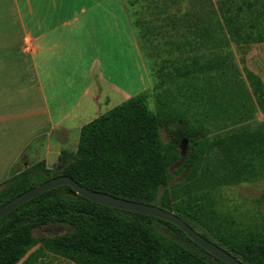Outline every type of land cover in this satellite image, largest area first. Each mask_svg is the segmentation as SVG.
Listing matches in <instances>:
<instances>
[{
    "label": "trees",
    "instance_id": "obj_1",
    "mask_svg": "<svg viewBox=\"0 0 264 264\" xmlns=\"http://www.w3.org/2000/svg\"><path fill=\"white\" fill-rule=\"evenodd\" d=\"M183 1L191 3L189 10L170 22L182 37L176 48L180 54L199 48L208 53L176 59L169 76L186 103L200 105L204 117L229 119L234 128L209 138L204 121L194 115L189 120L179 107L160 100L159 111H152L146 89L84 124L75 153L60 152L57 171L44 160L20 170L16 164L0 183V205L53 176L68 175L89 189L172 211L242 263L264 264V216L234 218L215 199L220 186L264 178V123H243L255 111L250 102L264 113V83L245 69L247 89L224 52L231 43H264V0H162L165 6ZM161 126L168 129L167 142ZM50 224L68 230L34 236ZM46 253L74 264H226L173 223L95 203L68 185L46 190L0 218V264H35Z\"/></svg>",
    "mask_w": 264,
    "mask_h": 264
},
{
    "label": "crops",
    "instance_id": "obj_2",
    "mask_svg": "<svg viewBox=\"0 0 264 264\" xmlns=\"http://www.w3.org/2000/svg\"><path fill=\"white\" fill-rule=\"evenodd\" d=\"M7 1L20 51L0 55V183L151 84L125 0Z\"/></svg>",
    "mask_w": 264,
    "mask_h": 264
},
{
    "label": "rangeland",
    "instance_id": "obj_3",
    "mask_svg": "<svg viewBox=\"0 0 264 264\" xmlns=\"http://www.w3.org/2000/svg\"><path fill=\"white\" fill-rule=\"evenodd\" d=\"M125 1L127 2V0ZM126 4V11L130 15L134 26L138 22L135 27L142 55L141 58L151 76V84L148 88L149 108L154 112H158L161 100L164 104L166 103L172 107H179L184 110L190 115L189 120H192L191 115L197 116L199 121H204V129L209 138H213L216 135H223L232 130L234 127L230 124L229 119L219 120L209 113L204 117L203 113H200L202 110L200 105L191 106L186 103L185 95L180 96L178 93L180 90L176 88V81L169 76L170 72L174 71V66L179 64V62L174 63L176 59L192 54L200 56L203 53H208V50L199 48L180 54L176 48L177 43L182 37L174 31L170 22L171 19L181 16L185 10H189L191 3L189 1H183L176 6H169L168 3L165 6L162 0H128ZM16 10L13 2L9 3L7 1V3L3 4L2 0H0V55H5V53H18L20 51L18 36L19 20ZM224 52L227 53L228 59H231L233 65L238 69L240 78L245 81L244 70L247 69L257 74L264 83V43H256L246 47L235 46L231 43L224 49ZM245 85L248 89L246 81ZM145 90H140V92ZM159 94L162 95L158 98ZM180 102H183V105ZM251 104L252 102L248 104L249 108L255 111L243 123L251 126L258 122L264 123V113H261L258 108ZM160 136L163 142L169 140L168 129L165 126L160 127ZM78 137L75 130H73L69 134L68 141L65 142L67 145L63 146L62 149L69 154H74ZM180 148L182 149L183 146L181 145ZM52 150L55 151L56 148L54 147ZM56 159L55 152H51L48 156L49 168L55 169L59 167V161ZM35 162L37 161L30 159V156H27V158L22 156L16 168L22 169ZM177 166L178 164L173 165L171 172ZM182 178L183 174L174 175L171 184L178 183ZM215 194L217 201L216 207L223 214H230L234 218L243 219L244 221H249L255 216H264V178L255 182H242L235 185L220 186ZM67 230L68 227L65 225L50 224L36 229L34 236L62 234ZM35 264L74 263L65 258L46 253Z\"/></svg>",
    "mask_w": 264,
    "mask_h": 264
},
{
    "label": "water",
    "instance_id": "obj_4",
    "mask_svg": "<svg viewBox=\"0 0 264 264\" xmlns=\"http://www.w3.org/2000/svg\"><path fill=\"white\" fill-rule=\"evenodd\" d=\"M183 146L182 151H185L186 140L181 142ZM59 167L55 168L57 171ZM61 185H68L71 187L75 194H78L90 201L105 205L108 207L126 210L134 213L146 214L153 216L178 226L195 244L200 246L203 250L226 264H244L238 258L216 245L214 242L203 237L199 232L190 227L181 217L172 211L159 207L153 204H147L138 201L127 200L124 198L116 197L108 193L95 191L89 189L68 175H57L41 182L28 190L23 191L12 199L0 205V218L8 214L18 205L29 199L41 194L42 192L55 188Z\"/></svg>",
    "mask_w": 264,
    "mask_h": 264
}]
</instances>
